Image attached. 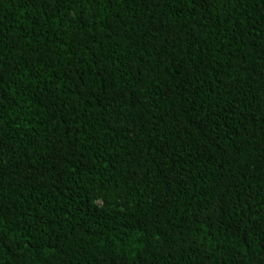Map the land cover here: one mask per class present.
<instances>
[{"label": "trees", "instance_id": "1", "mask_svg": "<svg viewBox=\"0 0 264 264\" xmlns=\"http://www.w3.org/2000/svg\"><path fill=\"white\" fill-rule=\"evenodd\" d=\"M0 264H264V0H0Z\"/></svg>", "mask_w": 264, "mask_h": 264}]
</instances>
